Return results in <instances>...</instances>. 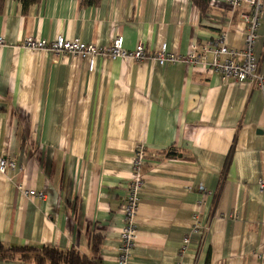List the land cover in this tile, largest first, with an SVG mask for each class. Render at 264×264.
<instances>
[{"label":"crops","instance_id":"obj_1","mask_svg":"<svg viewBox=\"0 0 264 264\" xmlns=\"http://www.w3.org/2000/svg\"><path fill=\"white\" fill-rule=\"evenodd\" d=\"M246 7L192 0H40L0 13V242L50 246L121 264L124 203L139 145L147 152L127 264H264V88L184 62L27 47L63 35L98 47L186 55L225 35L242 47ZM255 53L264 67V12ZM209 60L213 55H209ZM168 153L171 156H168ZM43 192L30 197L28 190ZM0 264H39L20 256Z\"/></svg>","mask_w":264,"mask_h":264},{"label":"built area","instance_id":"obj_2","mask_svg":"<svg viewBox=\"0 0 264 264\" xmlns=\"http://www.w3.org/2000/svg\"><path fill=\"white\" fill-rule=\"evenodd\" d=\"M227 4L233 10L246 7L249 13L244 14L247 23V33L242 47L229 46L225 41V35L206 44L194 43L190 52L180 55L169 51L166 43H163L157 52L149 51L140 41L135 51H128L124 47L123 35L113 38L109 46L98 47L87 44L79 39H68L63 35H57L53 39L28 38L25 45L32 49L47 50L55 54L78 55L86 59L90 71L94 69L98 56H107L111 59L132 58L138 61L154 60L161 65L166 63L184 62L195 68L207 67L220 74L224 80L236 79L240 82H249L264 88V67L261 65L255 53V45L258 39V28L261 14L264 12V0H210ZM213 59L209 60V55ZM147 152L143 145H139L134 157L132 178L129 183L128 193L124 203L125 223L120 232L119 261L127 264L131 250L136 244L137 225L136 215L139 207V193L144 184V167ZM9 168L15 169L16 162L0 155V173H5ZM259 185L264 191V179L260 178ZM28 196L43 198V192L36 190L26 191ZM264 246V245H263ZM264 255V247L263 254Z\"/></svg>","mask_w":264,"mask_h":264},{"label":"trees","instance_id":"obj_3","mask_svg":"<svg viewBox=\"0 0 264 264\" xmlns=\"http://www.w3.org/2000/svg\"><path fill=\"white\" fill-rule=\"evenodd\" d=\"M7 0H0V13L3 11ZM22 3L23 9L26 11L31 5L39 2L40 0H18ZM199 8L202 14L208 13L210 9V0H192ZM99 0H84V4L94 5ZM168 156H171L168 153ZM100 239L96 237L93 243V257H89L80 253L76 249L67 251L50 247V246H26V247H10L5 246L0 242V256L4 258H12L20 256L23 259L34 260L39 264H99L97 256L100 251Z\"/></svg>","mask_w":264,"mask_h":264}]
</instances>
